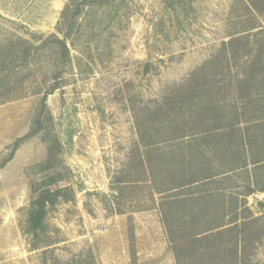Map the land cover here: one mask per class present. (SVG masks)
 <instances>
[{"label": "rangeland", "instance_id": "obj_1", "mask_svg": "<svg viewBox=\"0 0 264 264\" xmlns=\"http://www.w3.org/2000/svg\"><path fill=\"white\" fill-rule=\"evenodd\" d=\"M68 3L0 0V264H176L157 212L132 200L136 188L114 200L113 181L132 159H205L204 139H177L201 125L185 113L177 120L171 91L207 61L227 83L223 43L253 26L236 46L264 41V0H87L65 63L50 36L62 37ZM154 105L161 112H150ZM147 143L155 145L143 153ZM47 159L56 165L41 171ZM57 172L63 179L51 188L69 186L73 200H60L32 236L25 220L33 186ZM249 201L264 223V190ZM250 256L248 264H264V235Z\"/></svg>", "mask_w": 264, "mask_h": 264}, {"label": "trees", "instance_id": "obj_2", "mask_svg": "<svg viewBox=\"0 0 264 264\" xmlns=\"http://www.w3.org/2000/svg\"><path fill=\"white\" fill-rule=\"evenodd\" d=\"M74 1L70 0L61 13L58 30L62 37L50 36L60 58L57 57L65 63L70 59L67 46L70 29L80 13V4L87 2L74 4ZM71 4L72 12L68 15ZM255 28L231 33L229 41L223 43L220 55L227 64L223 69L232 75L227 83L221 84L215 72L207 71V61L171 91L175 94L172 113L177 120L181 121L179 114L185 113L193 124L201 125L198 131L181 133L177 139L183 140L184 136L204 139L199 151L205 159H132L134 163L124 164L113 181L114 200L125 198L127 188L131 189L128 193H134L132 190L136 188L139 199L132 200L142 202L141 208L158 210L176 264H225L226 258L231 264L239 260L248 264L254 244L264 235L261 217L247 204L249 195L264 190V41L260 38L257 41L260 44L236 46L244 34L247 40L251 39L250 30ZM232 66L234 73L230 70ZM222 86L226 90L220 95ZM56 87L57 83L45 90L43 100ZM178 95L185 97L177 100ZM155 105L149 107L150 112L153 109L161 112ZM171 122L178 124L175 118ZM154 145L142 144L143 153ZM47 150L51 155V147ZM196 154L198 151H190L187 155ZM50 160H46L41 171L55 167L54 159V163ZM126 168L128 171L123 173ZM131 172L136 177L127 176ZM61 179L57 172L33 186L34 196L25 220L27 232L32 236L41 232L48 212L60 200H73L69 186L51 188Z\"/></svg>", "mask_w": 264, "mask_h": 264}, {"label": "crops", "instance_id": "obj_3", "mask_svg": "<svg viewBox=\"0 0 264 264\" xmlns=\"http://www.w3.org/2000/svg\"><path fill=\"white\" fill-rule=\"evenodd\" d=\"M225 37H228L227 35H225ZM226 41V40H225ZM97 160V159H96ZM100 170V169H99ZM255 194V193H254ZM254 194H251V195H249L248 197H247V204H248V206H250V201H249V198L251 197V196H253ZM250 208H251V206H250ZM252 209V208H251ZM152 210H155L156 212H157V214H158V219H159V222H161L160 221V213L158 212V210L156 209V208H153ZM114 213H115V215H120V216H123V215H125L123 212H116V210H114ZM126 213V212H125ZM131 213H134L135 214V212H131ZM167 238V237H166ZM171 253H172V251H171ZM128 254H129V256H130V252H128ZM135 254H138V253H132V261H133V257L135 258ZM172 256H173V258H174V262L176 263V259H175V257H174V254L172 253Z\"/></svg>", "mask_w": 264, "mask_h": 264}, {"label": "water", "instance_id": "obj_4", "mask_svg": "<svg viewBox=\"0 0 264 264\" xmlns=\"http://www.w3.org/2000/svg\"><path fill=\"white\" fill-rule=\"evenodd\" d=\"M258 204H260V202H258Z\"/></svg>", "mask_w": 264, "mask_h": 264}]
</instances>
